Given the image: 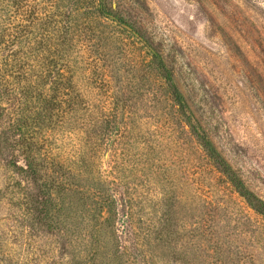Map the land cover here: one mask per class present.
Wrapping results in <instances>:
<instances>
[{
  "label": "rangeland",
  "instance_id": "rangeland-1",
  "mask_svg": "<svg viewBox=\"0 0 264 264\" xmlns=\"http://www.w3.org/2000/svg\"><path fill=\"white\" fill-rule=\"evenodd\" d=\"M97 8L0 0V264H264V218L188 135L147 48L264 201V0H103L140 39ZM17 101L54 110L35 125ZM20 117L47 192L16 168Z\"/></svg>",
  "mask_w": 264,
  "mask_h": 264
},
{
  "label": "trees",
  "instance_id": "trees-1",
  "mask_svg": "<svg viewBox=\"0 0 264 264\" xmlns=\"http://www.w3.org/2000/svg\"><path fill=\"white\" fill-rule=\"evenodd\" d=\"M102 1L103 0H98V8H97L98 14L102 17L111 18L120 27L125 25L121 19L112 17L111 15L106 14L104 12L102 8ZM132 34H134V36L140 39L134 32H132ZM67 45H68V41H63V46H67ZM147 48L151 58L149 62V66L151 69L157 71L162 76L165 88L169 92L171 103L175 107L176 115L183 123V126L187 129L188 135L194 139V141L203 151L209 164L212 166V168L215 171H217L222 176V178L225 180V183L231 188V190L239 198H241L250 209H252L258 215L264 218V201L260 199L254 192H252L246 186V184L239 176L237 171L234 170V168L217 150V148L209 139L206 130L201 125V123L196 119L193 112L189 108L183 94L179 91L178 87L174 83L173 78L170 72L168 71L167 67L163 63L160 55L157 52H155L153 49L149 47ZM30 94L31 92L29 93V95ZM118 106H119V102H116V107ZM12 107L15 110L18 109L19 114L23 113V111H25V113L29 112L30 118L33 119L35 125H44L46 121L50 120L54 110L50 102H45V103L42 102L40 108H38L34 103H31L29 101H27L26 103H21L17 101L12 104ZM4 116L5 114L2 113L1 117L3 118ZM24 124H25V119H23V117H20V119H18V121H16L15 123L14 122L12 123V127L14 132L16 133L15 136L17 138L14 143V146L18 148V152H20L21 154V158H22L21 160L23 166L16 167L18 166V161H12V164L19 170H23L25 173H27L33 179L34 182L40 183L39 187H43L46 190L47 184L46 182H43L44 178L42 173V164L38 157L39 154L37 155L38 152L37 144L35 143V141H32L31 139H24V140L19 139L21 138L19 133L23 132ZM106 124L108 126L110 125L113 127L116 125V120L114 119L112 123L110 121H107ZM45 192H47V190Z\"/></svg>",
  "mask_w": 264,
  "mask_h": 264
},
{
  "label": "water",
  "instance_id": "water-1",
  "mask_svg": "<svg viewBox=\"0 0 264 264\" xmlns=\"http://www.w3.org/2000/svg\"><path fill=\"white\" fill-rule=\"evenodd\" d=\"M122 27L127 29L128 31H132V29L130 27L126 26V25H123Z\"/></svg>",
  "mask_w": 264,
  "mask_h": 264
}]
</instances>
